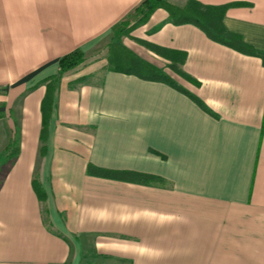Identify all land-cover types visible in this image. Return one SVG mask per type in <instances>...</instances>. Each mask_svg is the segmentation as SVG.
Listing matches in <instances>:
<instances>
[{
  "label": "crops",
  "instance_id": "1",
  "mask_svg": "<svg viewBox=\"0 0 264 264\" xmlns=\"http://www.w3.org/2000/svg\"><path fill=\"white\" fill-rule=\"evenodd\" d=\"M142 1L0 0V90L20 129L0 182V264H264L263 61L158 9L122 42L210 113L166 84L109 71L91 52ZM196 1L230 5L225 28L264 56V0ZM147 44L184 53L198 85ZM78 48L88 58L61 77L41 156L45 80ZM88 164L162 183L93 177Z\"/></svg>",
  "mask_w": 264,
  "mask_h": 264
},
{
  "label": "trees",
  "instance_id": "2",
  "mask_svg": "<svg viewBox=\"0 0 264 264\" xmlns=\"http://www.w3.org/2000/svg\"><path fill=\"white\" fill-rule=\"evenodd\" d=\"M230 5L223 6H204L196 0H189L184 7L177 6L169 0H143L135 7L126 17L119 21L102 39L100 43H106L107 48V70L122 73L126 75H134L143 80L159 82L170 86L178 92L189 97L195 104L204 111L210 113L206 105L195 95L189 93L183 87L178 85L168 74L153 64L143 60L131 50H129L122 42L124 37L130 36L131 33L147 23L153 13L158 9H163L169 13L170 21L175 25L192 24L200 28L207 37L218 44L231 48L241 54L255 56L262 59L264 64V56L260 55L254 48L244 42L241 36L229 32L224 26V18ZM153 52L165 57L171 61L169 67L185 80L198 85V83L183 72L182 66L185 60V54L181 52L168 51L160 47L147 44ZM88 58V54L84 49L78 48L63 57L57 62L58 75L51 76L45 80L46 94L42 101V129L40 140L42 143L41 156H45L48 146L49 129L51 120L55 110V96L61 77L79 67ZM11 112V111H10ZM11 117V116H10ZM20 129L15 126L11 133V137L4 149L2 157L3 163L0 162V173L3 166L11 167L20 154L19 140ZM6 173V172H5ZM87 173L93 177L124 180L128 182H137L141 184L162 183L160 177L141 174L131 171H116L96 167L88 164ZM1 182V178H0ZM35 193L39 200L45 202L47 193L41 183L35 179L33 182Z\"/></svg>",
  "mask_w": 264,
  "mask_h": 264
},
{
  "label": "rangeland",
  "instance_id": "3",
  "mask_svg": "<svg viewBox=\"0 0 264 264\" xmlns=\"http://www.w3.org/2000/svg\"><path fill=\"white\" fill-rule=\"evenodd\" d=\"M189 0H169V2L173 4H179L181 6H185L188 3ZM106 56L107 59V48L106 43H100L98 44L93 51L91 52V59L98 58L100 61H103L104 57ZM107 63V60H106ZM81 66V65H80ZM108 66V65H107ZM76 69V68H75ZM9 90H0V139L7 140L11 137V133L15 128V121L12 119L11 124L9 121V109L6 107L8 104L7 97H9ZM13 127V128H12ZM5 145V144H4ZM4 145L2 144V147L0 148V162L3 163V155H4ZM8 166H3V169L0 173V178L4 176Z\"/></svg>",
  "mask_w": 264,
  "mask_h": 264
}]
</instances>
